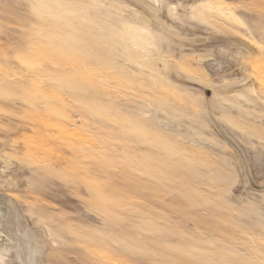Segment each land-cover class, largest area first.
<instances>
[{
	"label": "rangeland",
	"instance_id": "374dc122",
	"mask_svg": "<svg viewBox=\"0 0 264 264\" xmlns=\"http://www.w3.org/2000/svg\"><path fill=\"white\" fill-rule=\"evenodd\" d=\"M0 264H264V0H0Z\"/></svg>",
	"mask_w": 264,
	"mask_h": 264
}]
</instances>
